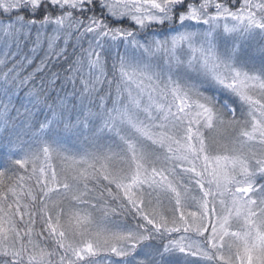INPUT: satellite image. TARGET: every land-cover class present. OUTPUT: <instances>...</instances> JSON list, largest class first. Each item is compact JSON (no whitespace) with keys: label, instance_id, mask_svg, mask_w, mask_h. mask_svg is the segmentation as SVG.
Returning <instances> with one entry per match:
<instances>
[{"label":"snow or ice","instance_id":"6c2138e0","mask_svg":"<svg viewBox=\"0 0 264 264\" xmlns=\"http://www.w3.org/2000/svg\"><path fill=\"white\" fill-rule=\"evenodd\" d=\"M0 50V264H264V0H0Z\"/></svg>","mask_w":264,"mask_h":264},{"label":"rangeland","instance_id":"374dc122","mask_svg":"<svg viewBox=\"0 0 264 264\" xmlns=\"http://www.w3.org/2000/svg\"><path fill=\"white\" fill-rule=\"evenodd\" d=\"M221 26H223V22H222ZM2 55H3V50H0V56H2ZM7 67H11V63H9L7 65ZM110 67L111 66L109 65V68ZM0 68H2L3 71H7V68H3L2 66H0ZM28 71H31V69H28ZM236 134H237L236 132H232L231 133V135H233V136H235ZM22 139L27 141L28 137L22 135ZM80 146H81L80 141L76 140L75 137H71V138L67 139L66 141H64V147H66V148H68L70 150L68 154H74L77 151V149L80 148ZM249 147H250L252 152H255L257 154V156H259L262 153H264V149H262L261 146L258 143H252V144L249 145ZM63 155L64 154H62V156ZM62 156L61 157H55L54 156L53 160L51 161L53 167H55L57 169V171H61L65 167V163L66 162L62 159ZM41 159H42V155H41ZM252 162L254 164V160ZM16 168L18 169V171H16V174L13 177V179H17L21 175H24L27 178V175L31 173V164H29V166H28L29 171H28L27 174L25 173L24 169H19V166H16ZM9 175L11 176L12 173H9ZM33 180H35V179H33ZM256 180L258 182L257 187H259V184H264V179H261V177L259 175H257ZM249 195H253V194L250 193ZM254 198H256V197L254 196ZM232 230H236V228L234 227ZM33 239H35V238H33ZM227 252H228V250H227V248H225V254H227ZM98 259L100 261V264H106V261H107L108 257H107L106 254L101 253L100 257ZM189 259H199V258L189 257Z\"/></svg>","mask_w":264,"mask_h":264},{"label":"trees","instance_id":"16d2710c","mask_svg":"<svg viewBox=\"0 0 264 264\" xmlns=\"http://www.w3.org/2000/svg\"><path fill=\"white\" fill-rule=\"evenodd\" d=\"M28 71V70H27ZM13 115H15V113H13ZM27 179V178H26ZM27 181V180H26ZM30 183L31 184H33V185H35L34 183H35V180H32V181H30ZM40 224H39V222L37 223V226H36V231H37V233H39L40 232ZM45 236L47 235V233H45L44 234ZM33 238H35L34 239V241H36V242H38L41 246H44V247H47V248H49V249H51L53 246V244H52V242H51V240H46V239H42V238H37L35 235L33 236ZM26 242V241H25Z\"/></svg>","mask_w":264,"mask_h":264}]
</instances>
